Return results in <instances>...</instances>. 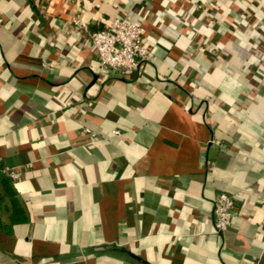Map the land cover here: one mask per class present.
Returning a JSON list of instances; mask_svg holds the SVG:
<instances>
[{
    "label": "crops",
    "instance_id": "crops-1",
    "mask_svg": "<svg viewBox=\"0 0 264 264\" xmlns=\"http://www.w3.org/2000/svg\"><path fill=\"white\" fill-rule=\"evenodd\" d=\"M115 16L148 57L102 75ZM0 162V264H264V0H0Z\"/></svg>",
    "mask_w": 264,
    "mask_h": 264
},
{
    "label": "built area",
    "instance_id": "built-area-1",
    "mask_svg": "<svg viewBox=\"0 0 264 264\" xmlns=\"http://www.w3.org/2000/svg\"><path fill=\"white\" fill-rule=\"evenodd\" d=\"M73 23L79 28L88 29L86 22L77 17L73 19ZM144 34L142 22L126 16H115L105 27L89 31L90 42L97 56L99 74L106 75L111 70H117L125 75L136 70L148 57ZM84 130L89 132L86 128ZM5 171L12 179L17 177L16 171ZM234 203L233 196L226 192L215 195L212 215L214 228L218 233L230 225Z\"/></svg>",
    "mask_w": 264,
    "mask_h": 264
},
{
    "label": "trees",
    "instance_id": "trees-1",
    "mask_svg": "<svg viewBox=\"0 0 264 264\" xmlns=\"http://www.w3.org/2000/svg\"><path fill=\"white\" fill-rule=\"evenodd\" d=\"M12 180L0 162V228L4 227L3 213L9 212L10 223L23 220V217L20 216V207Z\"/></svg>",
    "mask_w": 264,
    "mask_h": 264
}]
</instances>
